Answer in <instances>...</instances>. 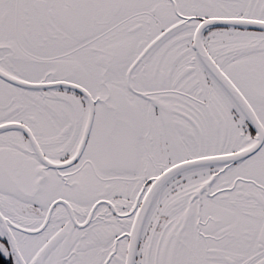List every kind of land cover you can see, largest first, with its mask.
<instances>
[{"label": "snow or ice", "instance_id": "6c2138e0", "mask_svg": "<svg viewBox=\"0 0 264 264\" xmlns=\"http://www.w3.org/2000/svg\"><path fill=\"white\" fill-rule=\"evenodd\" d=\"M0 264H264V0H0Z\"/></svg>", "mask_w": 264, "mask_h": 264}]
</instances>
